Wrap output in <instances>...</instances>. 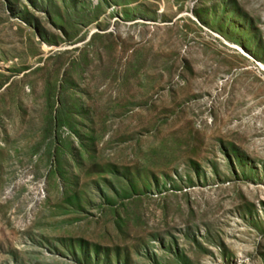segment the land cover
<instances>
[{
	"label": "rangeland",
	"instance_id": "374dc122",
	"mask_svg": "<svg viewBox=\"0 0 264 264\" xmlns=\"http://www.w3.org/2000/svg\"><path fill=\"white\" fill-rule=\"evenodd\" d=\"M0 264H264V0H0Z\"/></svg>",
	"mask_w": 264,
	"mask_h": 264
}]
</instances>
